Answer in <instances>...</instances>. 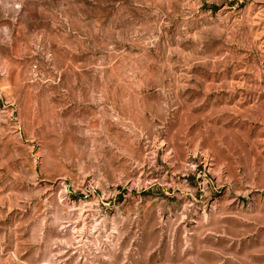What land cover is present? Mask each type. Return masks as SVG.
Masks as SVG:
<instances>
[{"label": "rangeland", "instance_id": "rangeland-1", "mask_svg": "<svg viewBox=\"0 0 264 264\" xmlns=\"http://www.w3.org/2000/svg\"><path fill=\"white\" fill-rule=\"evenodd\" d=\"M0 264H264V0H0Z\"/></svg>", "mask_w": 264, "mask_h": 264}]
</instances>
